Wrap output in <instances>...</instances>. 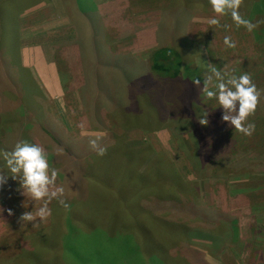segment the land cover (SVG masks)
Segmentation results:
<instances>
[{
	"label": "rangeland",
	"instance_id": "1",
	"mask_svg": "<svg viewBox=\"0 0 264 264\" xmlns=\"http://www.w3.org/2000/svg\"><path fill=\"white\" fill-rule=\"evenodd\" d=\"M78 1L94 31L73 7ZM238 11L258 27L249 32L215 14L210 0H0V152L19 140L36 144L49 175L58 172L49 191L64 188L49 202L50 216L22 223L20 215L35 214L43 201L28 204L20 174L8 180L0 208L13 215L0 214V258L34 247L11 264L93 263L85 252L98 264H137L131 236L153 241L142 258L158 255L167 264H264V0H240ZM226 35L235 48L224 46ZM162 47L178 58L157 74L151 60ZM213 67L225 83L248 73L261 90L247 118L251 136L233 129L206 96L218 83ZM137 78L151 87L142 90ZM82 137L101 140L94 150ZM172 200L178 205L160 209L171 227L133 212L137 204ZM85 241L91 251L80 253Z\"/></svg>",
	"mask_w": 264,
	"mask_h": 264
},
{
	"label": "clouds",
	"instance_id": "2",
	"mask_svg": "<svg viewBox=\"0 0 264 264\" xmlns=\"http://www.w3.org/2000/svg\"><path fill=\"white\" fill-rule=\"evenodd\" d=\"M210 5L215 14L230 15L237 26H243L249 32L258 27L259 22L253 23L240 15L238 11L240 0H210ZM211 23L218 25L219 21L213 18ZM223 44L226 48L236 47V42L229 35L224 37ZM212 72L218 83L215 84V90L206 89V96L214 97L216 103L228 113L223 115L224 121L229 122L233 129L244 136H251L255 131V125L248 122L247 118L255 111L262 95L261 90L257 89L248 73L240 74L238 77L232 76L225 83L215 67L212 68ZM193 83H199V81L194 79ZM233 112L235 114L230 115ZM206 123L205 119L200 120V124L205 125ZM89 144L94 150L98 147L95 140L89 141ZM105 151L106 149L101 147L97 150V155L103 156ZM0 156H2L3 166L8 173L0 175V189L9 179L16 180L17 174H20V187L31 199L43 201L35 214L32 211H24L19 217V222L31 223L37 218L43 220L50 216L51 209L48 204L51 200L63 196L64 188L61 186L56 187L54 191H49V186L54 185L57 180L58 172L56 169H51V175H49L50 164L44 155V150L34 143L19 140L11 151H2ZM60 203L68 207L63 200H60ZM5 212L8 216L13 215L11 209L0 208V214Z\"/></svg>",
	"mask_w": 264,
	"mask_h": 264
},
{
	"label": "trees",
	"instance_id": "3",
	"mask_svg": "<svg viewBox=\"0 0 264 264\" xmlns=\"http://www.w3.org/2000/svg\"><path fill=\"white\" fill-rule=\"evenodd\" d=\"M82 3H79V1L78 2H76V4L75 5H73V7L74 8H76L79 12L81 11L80 9H81V7H79V6H82L81 5ZM81 12H83V11H81ZM81 16H84V25L87 27V26H89V27H92L93 28V31H94V29H95V25H96V23L93 21V20H91V21H89L88 20V15L85 13V12H83V13H81ZM255 16H260V13H258V14H256ZM73 19H71V21H72ZM78 44H79V42H77ZM81 52H82V50H81ZM82 54H84V53H82ZM170 55H172V58L170 57ZM173 57H177L178 58V56H177V53L175 52V51H170V49L169 50H167L166 48H159V49H157V50H155V52L153 53V58H154V60H151L152 61V64H151V67H150V69H152V70H154V71H156V73L157 72H161V73H167V72H169V70H170V68H171V66H172V64H173V61H172V59H174ZM99 58H100V56H99ZM176 58V59H177ZM160 59H162V60H164V61H161V63H160ZM100 60V59H99ZM163 62V63H162ZM176 65H177V73L174 75V76H177L178 75V73L180 72V62H178L177 60H176ZM179 70V71H178ZM158 74V73H157ZM103 75L101 74V76H97V77H95V79H96V81L95 82H97L98 80H99V77H102ZM138 80H137V82H138V84H139V87L142 89V90H144V91H147L150 87H151V83H150V81L148 80V82H149V84L148 85H144V80L143 79H141V78H137ZM192 112V111H191ZM90 139V140H95V141H99V140H101L100 138H98V137H94V138H91V137H82V138H80L78 141L79 142H84V140L85 139ZM153 162H152V164H156L157 165V167H158V170H159V168H160V162H159V160L157 159V158H155L154 160H152ZM157 175H158V173H157ZM131 176H134V175H131ZM161 178H166L167 176H168V174H161V175H159ZM171 176L173 177V173L171 174ZM139 179V182L138 183H140V182H144L143 181V179L141 178V177H139L138 178ZM156 179H157V177H156ZM156 179H154V181L156 180ZM152 181H153V179H152ZM169 181L170 182H176L175 180H174V177H173V181H171L170 180V178H169ZM175 184V183H174ZM176 185V184H175ZM120 188H122V187H120ZM143 188V187H142ZM23 193V196H27L28 197V199H26V201L28 202V204L30 205V202L32 201V199H31V197L27 194V192L26 191H24V192H22ZM129 194H131L130 192H129ZM133 194H135L134 192H133ZM170 196H172V195H170ZM159 198H161V196L160 195H158V200H160ZM157 199V198H156ZM34 201V200H33ZM157 203V204H156ZM172 203V204H171ZM162 204H169V205H171V206H175V204L176 205H178V203L175 201V200H172L171 202L170 201H167V202H165V201H156L155 203H153L152 205H150V204H148L147 206H144L143 205V203H141V204H137L134 208H133V212L134 213H137L138 212V215H150V218H152V220L153 221H155V222H158L159 224H162V225H164L165 227H167V226H170L171 227V225H172V223H171V221L170 220H168L164 215H163V213L164 212H161L160 211V209H161V206H162ZM191 206V205H190ZM189 206V207H190ZM198 207V208H200L198 205H194L193 207ZM192 207V208H193ZM202 209V208H201ZM166 213V212H165ZM168 214H170V213H172V212H167ZM174 214H176V215H179V214H177V213H174ZM148 215H147V217H148ZM180 216V215H179ZM181 217V216H180ZM149 219V218H148ZM187 221V220H186ZM181 225V224H180ZM178 226L177 228L179 229V230H181V226ZM53 226V223H50L49 224V228H51ZM182 229H183V232H185V229L187 230L188 228L187 227H185V226H183L182 227ZM186 233H188V231L186 232ZM143 234H145V233H143ZM67 238H69V236L67 237ZM79 238H80V236H79ZM205 238H208V237H205ZM92 239L93 240H97L98 239V237H95V236H92ZM135 241H134V240ZM209 239V238H208ZM213 243L216 241V239H213V240H211ZM68 242H72L71 241V239H67V241H66V243H64L62 246H64V248H66V244L68 243ZM129 242H130V244H128V250H129V254L131 255V257H133L134 258V260L137 262V264H167V262H165V260H164V258H162V257H160V256H148L147 255V257L146 258H142V256H140V254H139V251H140V253H141V250L143 251V252H145V248L146 247H148L149 249H151L152 250V247H154V243H153V241H151V240H149L148 242H147V245H146V242H143V243H139L135 238H132L131 236L129 237ZM90 244V242H87V241H85V242H81L80 244H78V247H79V249H80V253L82 252L81 251V247H82V249H85V248H88L86 245H89ZM101 244V243H100ZM28 244L26 243V244H23V247L25 246H27ZM179 245V244H178ZM31 246H33V245H31ZM106 246V245H105ZM181 246V245H180ZM159 247V246H158ZM32 249L36 252V250H35V248L34 247H32ZM89 249V251H91V249L90 248H88ZM159 249H161V250H164V249H166V251L169 249V248H166V247H164V246H162V247H159ZM24 250H28V249H24ZM23 250V251H24ZM33 250H28V251H30V252H32V253H35ZM64 250V249H63ZM23 251L21 250L16 256H12L10 259H7V257H5V258H0V264H3V263H5L6 262V264H11L12 262H13V260L15 261V259L16 258H18L22 253H23ZM54 251L55 252H58V253H60V252H62V250H59V249H57V248H54ZM177 252H180V247L179 248H177V249H173V253L175 254H177ZM86 254H87V258L88 259H90L93 263H91V264H98V262L100 261V259H95L94 260V256L92 255V254H88V252H85ZM142 254V253H141ZM171 254L170 253H167V254H164V256H166V259L168 260L169 259V256H170ZM38 258H44L42 255L40 256V257H38ZM192 258H194L195 260L196 259H198L199 257L197 256V253L195 254V253H193L192 254ZM78 259V258H77ZM80 259V260H79ZM79 262L81 263V264H85V260H84V258L83 257H79ZM17 260V259H16ZM9 262V263H8Z\"/></svg>",
	"mask_w": 264,
	"mask_h": 264
}]
</instances>
